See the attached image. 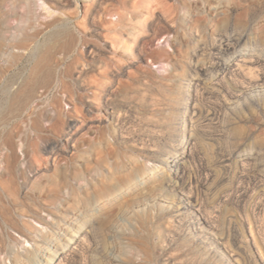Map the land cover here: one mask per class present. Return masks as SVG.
I'll return each mask as SVG.
<instances>
[{
	"label": "rangeland",
	"instance_id": "rangeland-1",
	"mask_svg": "<svg viewBox=\"0 0 264 264\" xmlns=\"http://www.w3.org/2000/svg\"><path fill=\"white\" fill-rule=\"evenodd\" d=\"M0 264H264V0H0Z\"/></svg>",
	"mask_w": 264,
	"mask_h": 264
},
{
	"label": "bare ground",
	"instance_id": "bare-ground-1",
	"mask_svg": "<svg viewBox=\"0 0 264 264\" xmlns=\"http://www.w3.org/2000/svg\"><path fill=\"white\" fill-rule=\"evenodd\" d=\"M23 1H25V0H23ZM42 2H47V0H41ZM25 3V2H24ZM54 5V4H53ZM31 7V6H30ZM46 8V7H45ZM30 8H29V6L28 5H25V9H24V13L27 15V14H29V12L31 11V10H29ZM24 14V15H25ZM8 19V18H7ZM119 20V19H118ZM3 27L4 28H6V29H9V28H12V27H15V25H13V23H11V22H7V21H5V22H3ZM18 27V26H17ZM3 30V29H2ZM111 30V29H110ZM109 31V30H108ZM95 32L97 33V34H99V32L97 31V30H95ZM107 33V32H106ZM100 36V35H99ZM240 38V37H239ZM229 44V43H228ZM15 45V44H14ZM93 47V46H92ZM228 47V46H227ZM88 48V47H87ZM225 67H226V65H225ZM227 68V67H226ZM231 97L232 98H234L235 96L233 95V93L231 94ZM237 100V99H236ZM189 141V140H188ZM40 218V217H39ZM41 220H43V218L41 219ZM46 224H47V220H43ZM42 230V229H41ZM40 230V231H41ZM39 233L40 232H37V234L39 235ZM35 236V235H34ZM78 237H79V235H73V237L71 238V242H74V241H76V240H78ZM35 239H38V237L37 236H35Z\"/></svg>",
	"mask_w": 264,
	"mask_h": 264
}]
</instances>
